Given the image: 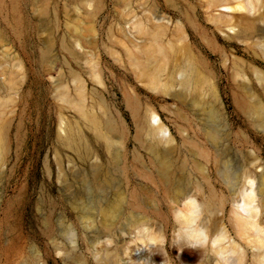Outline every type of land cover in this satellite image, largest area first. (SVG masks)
I'll use <instances>...</instances> for the list:
<instances>
[{
    "label": "rangeland",
    "instance_id": "rangeland-1",
    "mask_svg": "<svg viewBox=\"0 0 264 264\" xmlns=\"http://www.w3.org/2000/svg\"><path fill=\"white\" fill-rule=\"evenodd\" d=\"M138 1L0 0V76L20 75V61L26 76L17 92L0 83V264H38L39 254L45 264H125L139 256L144 264H216L212 253L179 239L177 210L189 195L203 204L210 231L236 237L242 229L232 212L242 177L264 173V89L252 77L253 66L264 71V57L207 26L205 0H150L149 14L158 5L186 25L219 99L203 96V87L156 94L118 41L142 15ZM85 9L95 15L77 22ZM216 36L213 51L206 39ZM76 77L96 123L61 99L76 97ZM148 108L169 129L170 144L150 133ZM63 120L74 128L71 142L60 135ZM259 186L264 213V177ZM144 230L164 242H145Z\"/></svg>",
    "mask_w": 264,
    "mask_h": 264
},
{
    "label": "bare ground",
    "instance_id": "bare-ground-1",
    "mask_svg": "<svg viewBox=\"0 0 264 264\" xmlns=\"http://www.w3.org/2000/svg\"><path fill=\"white\" fill-rule=\"evenodd\" d=\"M150 2V0L138 1L142 15L133 16V21L128 22V30L121 32L122 39L118 40L127 52L131 65L137 70L139 80L156 94L171 95L178 87L185 91L203 87V96L219 99L213 74L205 75L200 59L192 50L186 25L180 19L175 22L171 16L162 12L158 5L154 12L149 14L146 7ZM87 6L92 5L88 3ZM203 7L207 26L214 27L216 32L223 34L230 41H238L245 49L253 50L256 56L264 57V0H205ZM84 15L94 16L95 12L85 9L77 18V22H80ZM170 30L173 31L172 38L167 39ZM216 38V40L206 39L213 51L220 49L219 37ZM75 43L78 46L81 44L78 40ZM68 51L73 58L81 59V54L76 49H68ZM113 56L116 58V53H113ZM235 60L240 61V58L235 57ZM51 64L53 65L54 61ZM227 64L228 60L225 59L224 65ZM18 66L21 70L20 75L8 74L7 77L6 71L3 70L0 76V83L8 84L12 87L10 89L16 92L26 81L21 61ZM234 75L246 88L251 89V79L243 70H237ZM90 76L94 84L103 86L99 72L91 69ZM252 77L264 89V71L253 66ZM75 81L76 97L63 94L61 99L73 107L84 121L96 123L98 121L94 116L96 113L90 112L86 106L85 81L80 77H76ZM205 86L208 88L206 92ZM174 95L177 97L176 92ZM209 113L213 114L212 111ZM1 117L0 112V122ZM147 117L150 133L158 136L161 143L170 144L173 141L170 131L156 111L148 108ZM73 130L68 122L65 120L61 122L60 135L66 141L71 142L74 139ZM2 154L0 136V156ZM254 168H258V164H255ZM263 177L264 173L257 174L255 171H248L242 177V186L238 188L240 201L232 210L239 229L242 227L236 237H232L225 228L210 231L208 223L202 220L203 204L194 195H189L182 208L177 210V214L182 219L179 239L189 244L200 245L205 253H212L216 264H264V218L261 217L264 213H262L263 206L259 202L261 194L259 179ZM143 232L145 242L154 244L164 242L163 237H154L148 230ZM75 239L74 236L72 244L75 243ZM58 254L62 255L63 252L59 251ZM63 255L65 256V253ZM37 259L38 264H45L40 254ZM140 259V256L136 260L129 258L125 264H144Z\"/></svg>",
    "mask_w": 264,
    "mask_h": 264
}]
</instances>
